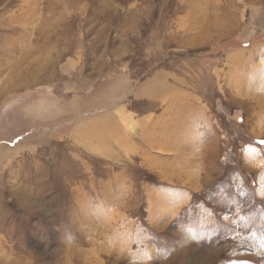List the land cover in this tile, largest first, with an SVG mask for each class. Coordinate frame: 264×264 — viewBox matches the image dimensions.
Here are the masks:
<instances>
[{
    "label": "rangeland",
    "instance_id": "obj_1",
    "mask_svg": "<svg viewBox=\"0 0 264 264\" xmlns=\"http://www.w3.org/2000/svg\"><path fill=\"white\" fill-rule=\"evenodd\" d=\"M0 264H264V0H0Z\"/></svg>",
    "mask_w": 264,
    "mask_h": 264
}]
</instances>
